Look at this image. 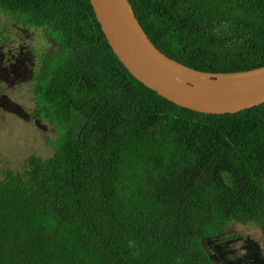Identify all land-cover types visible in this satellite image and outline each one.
I'll return each mask as SVG.
<instances>
[{
	"label": "trees",
	"instance_id": "obj_1",
	"mask_svg": "<svg viewBox=\"0 0 264 264\" xmlns=\"http://www.w3.org/2000/svg\"><path fill=\"white\" fill-rule=\"evenodd\" d=\"M169 59L209 73L264 66V0H127ZM44 27L52 156L0 175V264H216L230 223L264 231V104L177 107L118 62L89 0H0Z\"/></svg>",
	"mask_w": 264,
	"mask_h": 264
},
{
	"label": "water",
	"instance_id": "obj_2",
	"mask_svg": "<svg viewBox=\"0 0 264 264\" xmlns=\"http://www.w3.org/2000/svg\"><path fill=\"white\" fill-rule=\"evenodd\" d=\"M89 3L118 62L162 99L205 115H233L264 104V66L231 73L191 69L155 48L127 0Z\"/></svg>",
	"mask_w": 264,
	"mask_h": 264
},
{
	"label": "flooded vegetation",
	"instance_id": "obj_3",
	"mask_svg": "<svg viewBox=\"0 0 264 264\" xmlns=\"http://www.w3.org/2000/svg\"><path fill=\"white\" fill-rule=\"evenodd\" d=\"M56 49L54 38L44 27L26 26L19 18L0 11V125L6 116H13L35 132L46 131L48 123L41 111L45 97L39 82L47 77L48 52L54 55ZM4 170L9 169L0 166V175ZM251 225L264 234L262 228ZM227 226L220 236L205 239L210 259L216 264H264V239L255 240L237 231L228 233Z\"/></svg>",
	"mask_w": 264,
	"mask_h": 264
},
{
	"label": "rangeland",
	"instance_id": "obj_4",
	"mask_svg": "<svg viewBox=\"0 0 264 264\" xmlns=\"http://www.w3.org/2000/svg\"><path fill=\"white\" fill-rule=\"evenodd\" d=\"M45 126L47 128L45 132L42 130L35 132L32 126L25 125L13 116H6L5 123L0 125L1 168L19 170L30 155L38 156L41 159L51 157V143L56 139L57 133L48 124ZM256 230L257 228L251 224H229L227 226L228 233L237 231L243 235L248 234L252 239L263 241L264 234L256 232Z\"/></svg>",
	"mask_w": 264,
	"mask_h": 264
}]
</instances>
